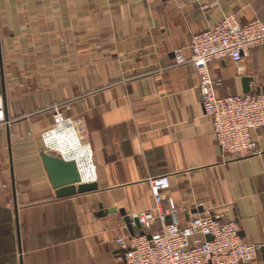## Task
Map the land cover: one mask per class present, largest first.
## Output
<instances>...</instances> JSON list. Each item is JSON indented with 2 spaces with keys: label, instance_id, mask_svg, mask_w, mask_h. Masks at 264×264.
Returning <instances> with one entry per match:
<instances>
[{
  "label": "crops",
  "instance_id": "1",
  "mask_svg": "<svg viewBox=\"0 0 264 264\" xmlns=\"http://www.w3.org/2000/svg\"><path fill=\"white\" fill-rule=\"evenodd\" d=\"M230 13L264 22V0H0V264H123L118 211L152 209L158 177L181 223L219 214L264 247V128L260 155H223L194 68L174 61ZM209 70L219 97L244 94L245 78L263 91L264 47ZM54 105L75 129L51 133ZM42 152L85 159L97 190L58 198Z\"/></svg>",
  "mask_w": 264,
  "mask_h": 264
},
{
  "label": "built area",
  "instance_id": "2",
  "mask_svg": "<svg viewBox=\"0 0 264 264\" xmlns=\"http://www.w3.org/2000/svg\"><path fill=\"white\" fill-rule=\"evenodd\" d=\"M261 47H264V22L257 18L242 22L237 14L230 13L212 28L191 36L188 57L183 48L174 52L176 65L194 68L203 112L211 120L217 146L227 157L261 154L254 134L264 128V93L259 90L217 96L215 87L220 82L211 77L209 65L222 59L239 62ZM53 110L51 133L73 127L63 118L59 107ZM5 122L4 100L0 95V123ZM149 186L152 209L129 217L137 221L143 234L115 239L123 264H247L257 259L261 245L244 242L236 222H227L221 215L211 213L194 215L181 223L178 208L165 196L169 178L150 179ZM131 224L134 225L133 221Z\"/></svg>",
  "mask_w": 264,
  "mask_h": 264
},
{
  "label": "water",
  "instance_id": "3",
  "mask_svg": "<svg viewBox=\"0 0 264 264\" xmlns=\"http://www.w3.org/2000/svg\"><path fill=\"white\" fill-rule=\"evenodd\" d=\"M250 87V79H243V88L244 94L248 93ZM5 91L4 84V75L3 72H0V95L3 96ZM264 93V89L262 91ZM41 159L44 165V168L47 172L49 181L52 187L56 190V196L58 198L70 197L76 194H85L92 191L97 190V186L95 184L84 183L79 168L74 160H66L60 157L51 156L44 152L41 153ZM76 184H79L76 187ZM109 212H116V210H112ZM126 224L127 230L130 236H134L136 234L142 235L143 232L139 231L140 226L137 221L132 220L134 225L131 224V219L126 215L125 211H118ZM102 214H100L101 216ZM207 240H211L210 237ZM261 253L264 256V247H261Z\"/></svg>",
  "mask_w": 264,
  "mask_h": 264
},
{
  "label": "bare ground",
  "instance_id": "4",
  "mask_svg": "<svg viewBox=\"0 0 264 264\" xmlns=\"http://www.w3.org/2000/svg\"><path fill=\"white\" fill-rule=\"evenodd\" d=\"M74 128V127H73ZM75 129V128H74ZM75 162H76V164H77V166H78V168H79V171H80V169L83 167V164H85V159H82V160H76V159H73ZM88 173H81V176H82V179L87 175Z\"/></svg>",
  "mask_w": 264,
  "mask_h": 264
},
{
  "label": "rangeland",
  "instance_id": "5",
  "mask_svg": "<svg viewBox=\"0 0 264 264\" xmlns=\"http://www.w3.org/2000/svg\"><path fill=\"white\" fill-rule=\"evenodd\" d=\"M59 105H54V107H58ZM53 107V108H54ZM54 111V110H53ZM63 116V115H62ZM63 118L65 119V120H69L71 123H72V121L70 120V119H68V118H65L64 116H63ZM76 131V130H75Z\"/></svg>",
  "mask_w": 264,
  "mask_h": 264
}]
</instances>
